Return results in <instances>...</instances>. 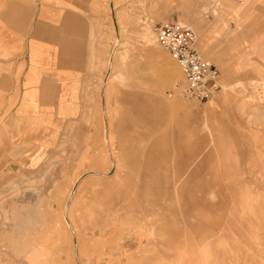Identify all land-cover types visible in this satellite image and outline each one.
<instances>
[{
	"label": "rangeland",
	"instance_id": "obj_1",
	"mask_svg": "<svg viewBox=\"0 0 264 264\" xmlns=\"http://www.w3.org/2000/svg\"><path fill=\"white\" fill-rule=\"evenodd\" d=\"M96 1L79 112L15 123L0 65V264H264V0ZM172 22L216 66L212 100L179 95Z\"/></svg>",
	"mask_w": 264,
	"mask_h": 264
},
{
	"label": "crops",
	"instance_id": "obj_2",
	"mask_svg": "<svg viewBox=\"0 0 264 264\" xmlns=\"http://www.w3.org/2000/svg\"><path fill=\"white\" fill-rule=\"evenodd\" d=\"M96 2L17 0L10 5L0 0V65L17 72L15 123L27 118L21 115L31 114L38 123L45 115L53 123L79 112L70 91L87 76L91 24L100 17L92 8Z\"/></svg>",
	"mask_w": 264,
	"mask_h": 264
},
{
	"label": "built area",
	"instance_id": "obj_3",
	"mask_svg": "<svg viewBox=\"0 0 264 264\" xmlns=\"http://www.w3.org/2000/svg\"><path fill=\"white\" fill-rule=\"evenodd\" d=\"M155 40L181 70L183 83L178 85L181 97L207 102L219 93L218 70L198 53L195 34L189 27L178 22L160 25L155 30Z\"/></svg>",
	"mask_w": 264,
	"mask_h": 264
},
{
	"label": "bare ground",
	"instance_id": "obj_4",
	"mask_svg": "<svg viewBox=\"0 0 264 264\" xmlns=\"http://www.w3.org/2000/svg\"><path fill=\"white\" fill-rule=\"evenodd\" d=\"M110 10H113L112 9V5L110 7ZM114 26L116 27V23L114 22ZM112 57V56H111ZM261 85H256V89L258 87H260ZM103 89V88H102ZM257 91V90H256ZM88 175V174H87ZM83 177H81L79 180H77L73 185H72V188H70L69 190V194H68V198H67V203L65 204V206L63 207V214H66L68 208H69V204L71 202V200L73 199V193L77 190L78 188V183L80 182V180L82 179ZM139 238L141 239V236H139ZM74 242V241H73Z\"/></svg>",
	"mask_w": 264,
	"mask_h": 264
}]
</instances>
